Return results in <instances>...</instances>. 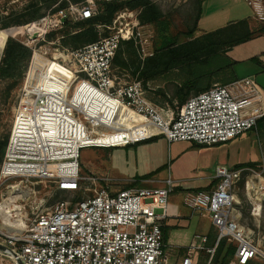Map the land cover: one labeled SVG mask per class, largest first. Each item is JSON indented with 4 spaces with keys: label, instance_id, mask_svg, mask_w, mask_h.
<instances>
[{
    "label": "built area",
    "instance_id": "2783aa9c",
    "mask_svg": "<svg viewBox=\"0 0 264 264\" xmlns=\"http://www.w3.org/2000/svg\"><path fill=\"white\" fill-rule=\"evenodd\" d=\"M244 1L253 18L264 23V0ZM96 12L94 1L87 0L48 13L44 29L37 22L29 24L40 28L45 41L51 22L62 26L66 18L88 19ZM122 18L119 14L108 26L107 36L58 57L47 56V45L37 47L39 38L29 35L21 41L33 52L1 174L3 179L49 181L72 197L35 213L16 230L4 225L1 203L9 195H1L0 254L10 264H214L217 247L226 239L236 247L229 264L264 261V233L256 241L239 223L236 187L250 167L218 165L212 188L184 192V204L193 212L208 214L217 236L208 245V237L198 235L179 256L167 249L163 230L169 197L176 187L171 176L163 187L119 189L108 174L82 172L83 148L126 146L156 135L166 136L169 142L216 145L255 129L264 117V92L252 77L214 84L176 109L150 100L141 80H123L115 73L113 61L123 41L134 42L141 61L154 53L146 51L147 25L134 18L118 27ZM134 126L141 131L146 129L143 126L153 127L156 132L133 139L114 137ZM109 137L114 139L107 142ZM202 251L207 254L204 263L199 260Z\"/></svg>",
    "mask_w": 264,
    "mask_h": 264
},
{
    "label": "rangeland",
    "instance_id": "374dc122",
    "mask_svg": "<svg viewBox=\"0 0 264 264\" xmlns=\"http://www.w3.org/2000/svg\"><path fill=\"white\" fill-rule=\"evenodd\" d=\"M93 1L97 7V1ZM151 1L157 4L163 12L164 20L169 25V34L173 37L178 36L179 43L189 40L184 34L191 30L195 25L199 9V1ZM35 2L36 0H0V25L5 21H11V24L6 28H0V63L8 38H13L18 42L25 40L26 37L29 38V35L34 36V40L39 38L37 47L47 45V56L49 58L68 54V52L74 50V48L79 47L88 41L87 37H80L77 40H72L70 32H74L75 28H71V26H61L57 22H51L49 24L50 31L45 34V41L42 39L44 34L41 30L38 29L36 31V29L33 28L34 33H30V30L25 28H30L32 24L29 23L31 22H37V25L40 28H46L44 25V19L48 10L44 7L40 11L41 13L46 14L44 17L31 22H25V20L36 11L37 7L32 6ZM218 2L215 3V0H213L203 5L205 18L209 17L212 10L216 7L215 4ZM244 5L246 9L249 8V5L245 1ZM119 14H122L125 19L122 18L123 24H120L119 22L117 23L118 27L123 26L126 20L130 21L137 18L139 16V11L124 9L115 16V19ZM69 20L71 21V24L78 21L74 19ZM205 22L203 21V23L199 24V31L195 33V37H207V34L203 33V31H209L212 26L210 24L206 25ZM113 23L111 26H113ZM216 23H218V25L224 23L223 15ZM256 23L258 22L256 21ZM26 25L27 27H25ZM15 27H23L24 31L20 34L16 33L15 35L8 33L9 29ZM156 27L157 25H147L144 28V33L149 40V43L146 46L147 52H152L153 48H159L161 45V35L160 33H157ZM97 30L98 33L103 36V34L108 33L109 28L99 26ZM51 32H55L56 34L53 38H48L47 34ZM121 58L126 61V66L121 65ZM138 58L139 51L136 45L124 44L121 57L114 66L115 73L123 80L131 81L135 79ZM29 63L30 60L28 61L22 78L17 76L14 78L0 79V140L5 138V136H10L14 110L23 97L22 89ZM239 70V67L234 69L235 75L236 71L237 73L240 72ZM178 86L177 81L172 79L168 81H151L146 87L150 100L160 106L167 107V100L175 96ZM135 136L139 137L140 135L135 134ZM171 153H174V149L169 145L166 136L158 135L150 140L139 141L126 146H116L112 148H83L80 151V164L83 173L110 175L115 181V186L119 189L126 188V186L130 185V182L132 181L136 182L135 185L147 187L149 185L147 182L150 180H158V183L160 184H154L152 187H163L166 183L162 182V179L166 180L169 177V173H171L172 176L175 175L177 173L176 166H178V162L180 161V159H171ZM4 157L5 154L2 161H0V183H3L0 196L4 194L5 197L6 195H11V191L13 190H21V193L19 194H22V198L24 199L19 200L17 203H10L11 218L5 223L10 222L13 223L12 225L21 224L23 222L22 218L26 222L27 220L32 219L35 213L47 209L56 201L72 197L65 192L56 190L54 184L49 181L42 182L37 178L3 179L1 166ZM201 159L203 160V164L209 163V166L198 172V174L205 176L215 174L216 165L218 163H224L229 168H232L236 163L243 161L254 160L255 162H258L257 165L250 166V171L244 173L236 187V194L238 199L237 209L239 211V223L256 241L261 239L264 233V133L262 134L259 132L257 128L249 130L226 143L216 144L210 149H207L205 154L201 156ZM196 174L197 171L192 175L196 176ZM250 181L256 186L255 189L250 188ZM10 184L14 185L7 188ZM175 191L171 193L169 201L172 200L183 206L184 193L181 194ZM24 193H28L27 196ZM16 195H18V193ZM78 196H82V194H79ZM257 197L260 199L258 200ZM257 201L261 203L260 210H257L256 208ZM186 208L188 207L186 206ZM188 210L191 211V215L193 216L191 218L192 230L196 233L202 231L210 233V236L214 239L217 233L212 226L210 216L208 214H202L200 211L193 212L190 208H188ZM15 217L16 219L13 220L12 218ZM203 256L205 257V253H203ZM0 264H10L9 258L0 254ZM257 264H264V261H257Z\"/></svg>",
    "mask_w": 264,
    "mask_h": 264
},
{
    "label": "trees",
    "instance_id": "16d2710c",
    "mask_svg": "<svg viewBox=\"0 0 264 264\" xmlns=\"http://www.w3.org/2000/svg\"><path fill=\"white\" fill-rule=\"evenodd\" d=\"M97 12L91 18L78 20L71 24L66 18L64 26L75 28L70 32L71 39L77 40L80 37H87V42L82 44L78 49L88 43L99 40L102 36L98 33V27L111 26L115 16L124 9L138 10L137 17L143 25H157V33L161 35V45L159 48H153V55L147 57L144 61L138 58L135 70V79L141 80L145 87L151 81H168L176 80L178 88L173 98L167 100L172 108H179L191 96L203 92L214 84H228L237 79L234 72L236 62L229 56V51L235 45L250 40L256 33H264V23L259 24L255 29L251 28L248 20H240L230 23L225 27L217 30L206 32L207 37H195L199 31L198 19L201 15V2L194 27L185 32L189 40L179 43L178 36L169 34V25L164 20V14L161 9L151 0H96ZM87 0H36L32 5L37 7L34 14L29 16L25 22H31L44 17L46 14L41 13L44 7L48 10L47 14H53L62 9H67L70 4H86ZM11 21H5L0 25L1 29L6 28ZM159 29V30H158ZM110 33V29L107 36ZM55 32L47 34L48 38H53ZM124 44H134L133 41H123L117 51L113 66L121 57L122 47ZM32 56V48L25 44L8 38L3 51V57L0 63V79L23 77L28 61ZM122 66H126V61L121 58ZM165 103V104H166ZM257 130L264 133V117L258 120ZM151 137L146 140H150ZM9 136L0 140V161H2L8 144ZM144 141V140H143ZM258 162L248 161L238 164L235 169L241 167H250L257 165ZM135 183L132 184V186ZM214 241L211 243L213 244ZM236 247L233 243L222 239L214 255V264H229L234 257ZM252 260L248 264H257Z\"/></svg>",
    "mask_w": 264,
    "mask_h": 264
},
{
    "label": "crops",
    "instance_id": "0c3cea01",
    "mask_svg": "<svg viewBox=\"0 0 264 264\" xmlns=\"http://www.w3.org/2000/svg\"><path fill=\"white\" fill-rule=\"evenodd\" d=\"M210 1L213 0H203L201 2V15L198 19V28L199 24L203 23V21H206V25L210 24L212 26L209 31H203V33L211 32L225 27L230 23H235L245 19L249 21V24L253 29H255L260 24L256 23V20L253 18L252 9L249 6L248 9L245 8L243 0H215V3L218 1L219 2L215 4L216 7L212 10V13L209 15V17L205 18L203 5L207 4ZM222 15L224 23L218 25V23L216 22L221 19ZM228 53L229 56L236 62V64L234 65V69L238 67L240 69V72L237 73L236 71V77L254 78L259 87L264 92V33H256L250 40L235 45L232 49H230ZM169 145H171V148L174 149V153H171V159H180V161L178 162V166H176L177 173L173 176L171 175V173L168 174L175 181V192L182 194L188 190L209 189L216 184L214 174L206 176L198 174V172L209 166V163L203 164L201 156L205 154L207 149H210L214 145H204L193 141H174L169 142ZM244 162L248 161L236 163L232 168H235L238 164ZM218 165L225 164L218 163L216 167ZM196 171V176H193L192 174ZM158 182V180H150L147 182V184H149L147 187H152V185L154 184L160 185ZM162 182H165V179H162ZM131 186L132 184L127 185L126 188ZM188 208H186L185 204L182 206V204L175 203L172 200L169 201L167 206V216L164 221L163 230L165 235L166 247L174 256L183 255L187 250V246L195 238H197L198 235L207 236L209 240L208 245H211V243L215 241L217 236L216 234L214 239H212L210 233H205L204 231L197 233L194 232L192 230L191 221V218L193 216L191 215V211L188 210ZM212 226L213 228H215L213 223ZM203 253L205 252L202 251L199 256V260L201 261V263H204L205 259L207 258V254L205 253L204 257Z\"/></svg>",
    "mask_w": 264,
    "mask_h": 264
},
{
    "label": "bare ground",
    "instance_id": "6f19581e",
    "mask_svg": "<svg viewBox=\"0 0 264 264\" xmlns=\"http://www.w3.org/2000/svg\"><path fill=\"white\" fill-rule=\"evenodd\" d=\"M29 25V24H28ZM25 27H27V25L25 26ZM33 28L34 29H36V31L38 30V29H40V28H37V27H35V25L34 24H32V26L30 27V28H25V29H29L30 30V33H34V31H33ZM18 31H20V32H23L24 31V29H23V27L22 28H18V29H9L8 30V33H10L11 35H15L16 33H18ZM34 37V36H33ZM126 115H124L123 116V119H127L128 117H125ZM124 121H126V120H122L121 119V122H124ZM143 127H145L146 129H145V131L144 130H139L138 128H139V126H137V127H132L131 129H129V130H120V131H118L117 133H115V134H117V135H114V137L116 138V140H121V139H123L122 137L124 136H126L127 138H131V139H133V138H139V137H143L144 135H146V134H148V133H154V132H156V129L155 128H153V127H149V126H143ZM135 134H139L140 136L139 137H137V136H135ZM114 137H109L108 138V140H107V142H111V139H114ZM116 140H113V141H116ZM120 143V142H119ZM14 184H10L8 187H12ZM249 185H250V188L251 189H255V185L254 184H252V182L250 181L249 182ZM12 193H11V195H9V199L8 200H6L5 202H2L1 203V206L3 207V209L5 210L4 211V225H8V226H10V227H12V228H15L16 230H19V229H21L22 227H25L26 226V222L23 220V218H22V221L24 222H22L21 224H14V225H12L13 223H5L9 218H11V213H10V203H17L19 200H24L23 198H22V194H19V193H21V190H13V191H11ZM18 193V195H16ZM25 194V193H24ZM27 194L28 193H26L25 195L27 196ZM30 194V193H29ZM256 195V194H255ZM257 199L259 200L260 198L259 197H257ZM256 208H257V210H260L261 209V203L259 202V201H257L256 202ZM13 220H15L16 219V217L15 218H12Z\"/></svg>",
    "mask_w": 264,
    "mask_h": 264
},
{
    "label": "water",
    "instance_id": "95a60500",
    "mask_svg": "<svg viewBox=\"0 0 264 264\" xmlns=\"http://www.w3.org/2000/svg\"><path fill=\"white\" fill-rule=\"evenodd\" d=\"M0 248H2V246L0 245Z\"/></svg>",
    "mask_w": 264,
    "mask_h": 264
}]
</instances>
